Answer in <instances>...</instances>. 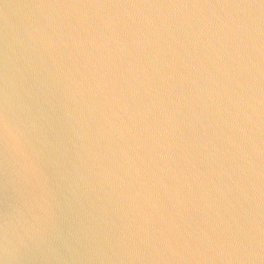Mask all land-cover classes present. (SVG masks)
<instances>
[{"label":"water","instance_id":"1","mask_svg":"<svg viewBox=\"0 0 264 264\" xmlns=\"http://www.w3.org/2000/svg\"><path fill=\"white\" fill-rule=\"evenodd\" d=\"M0 264H264V0H0Z\"/></svg>","mask_w":264,"mask_h":264}]
</instances>
